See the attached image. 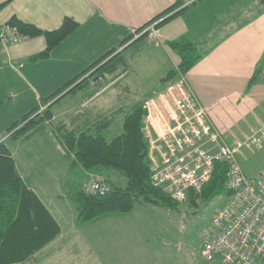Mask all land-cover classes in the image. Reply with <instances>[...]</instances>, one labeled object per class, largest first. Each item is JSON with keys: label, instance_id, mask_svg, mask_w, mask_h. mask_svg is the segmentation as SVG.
I'll return each mask as SVG.
<instances>
[{"label": "crops", "instance_id": "crops-1", "mask_svg": "<svg viewBox=\"0 0 264 264\" xmlns=\"http://www.w3.org/2000/svg\"><path fill=\"white\" fill-rule=\"evenodd\" d=\"M176 1L0 0V27L13 18L42 31L59 29L66 18L79 24V28L56 46L46 59L32 61L46 48L43 35L11 46L5 55H0V138L10 149L24 183L52 218L51 221L45 214H39L38 209L34 215L24 213L22 224L30 219L24 227L26 233L34 220V230L42 224L41 233L52 240L20 264L136 263L135 257L140 254V249H135L137 227L132 223L131 214L77 224L78 212L72 194L90 182L91 175L102 176L116 184H120L121 177L112 169L85 171L73 167L66 156L67 148L59 126L63 123L68 131L97 133L103 126L100 122L110 119V126L104 127L105 135L113 138L117 134L114 130L118 126L120 91L123 89L128 93L132 84L126 80L130 78L134 85L147 78L143 74L145 66L140 63L143 56L136 52L125 58L126 52L133 47L127 49L131 42L122 44L133 30L150 23L172 8ZM243 3L242 8L231 11L229 25L233 27L207 49L202 60L185 75L199 102L212 108V117L218 125L227 126L240 138L264 122V5L260 0ZM184 14L158 27L166 45L181 38L195 42L194 15L184 18ZM147 40L140 45L142 52L156 54L157 51L166 62V48L162 50L161 45L155 43L158 48H154ZM119 54L122 55L121 63L124 62L121 67L116 66L112 68L113 72L106 71L105 74L98 71ZM91 67L92 70L77 81L86 80L83 89L72 92L73 85L52 101L62 100V108L55 111L59 101L53 107L55 117L52 123H44L19 140L9 137V129L18 120L36 108H43V100L80 78ZM138 68L143 75L138 74ZM258 68L260 73L255 76ZM162 76L160 82L164 81ZM165 84L157 85L154 91L145 95L133 93L134 97L145 104L164 92L168 86ZM32 141L36 154L40 155L38 162L34 155L31 158L18 156L22 144ZM49 157L56 161L49 162ZM40 169H44V173ZM16 240L30 243V248L33 242H39L25 234Z\"/></svg>", "mask_w": 264, "mask_h": 264}, {"label": "trees", "instance_id": "trees-1", "mask_svg": "<svg viewBox=\"0 0 264 264\" xmlns=\"http://www.w3.org/2000/svg\"><path fill=\"white\" fill-rule=\"evenodd\" d=\"M200 1L202 0H177L172 8L157 16L142 28L137 29V32L141 33L150 24L168 15L159 25L169 22L190 10ZM8 25L17 27L28 38L40 35L45 37L46 48L32 59L35 62L48 58L56 46L79 28V24L72 18H66L61 27L54 31H42L33 25L23 23L17 18H13ZM148 37V34L145 33L134 40V36L131 34L123 42L122 46L131 42L127 48L130 49L139 44V42H144ZM169 46L179 55L180 63L176 69L167 72V75L163 79L164 82L175 81L180 75L185 76L208 52L199 53L195 42L188 38L172 41L169 43ZM106 57L98 63H101ZM121 58V54L115 56L112 60L101 66L98 71L101 74H105L106 71L109 73L113 72L114 67H121L124 64V62L121 63ZM92 68L88 69L77 80H74L49 98L43 100L42 105H48L43 113H40L39 107L18 120L9 129V137L13 140H19L28 136L30 132L36 130L44 123H52L55 117L53 107L58 101L61 102L62 100L59 98L55 102L52 101L56 100L73 85L72 92L83 89L86 80L79 83L77 81H80L81 78L87 75ZM259 73L260 68L256 70L255 76ZM144 105V103H138L131 109L124 117L123 133L118 137L111 138V140L108 139V136L106 137L104 131V127L110 126V119L100 122L103 126L97 124L101 126V131L97 133L91 131L82 133L68 131L67 126H64L63 123L60 124V133L67 148L66 156L70 159L73 167L78 166L85 171H93L98 168L112 169L122 173L128 179L127 185L123 187L104 178L110 187V193L105 196L89 194L85 192L84 186L78 188L71 196L78 212L76 218L78 225L91 223L107 216L130 214L133 212L138 200L144 204L170 209H177V206L180 204V201L174 200L163 188L155 187L152 183L151 163L149 160L150 147L142 131V121L145 115ZM121 109L119 108L118 112V123ZM228 169V163L216 162L213 175L210 181L204 185L201 194L196 195L190 191L188 193V200L196 205L197 198L210 200L224 192L230 196L227 190ZM37 209L39 210V214H45L52 221L43 204L24 183L17 170L16 162L12 157L10 149L0 138V264H20V262L29 259L42 246L52 240L51 237L46 238L41 233L43 232L41 228L42 224H39L38 228L34 230L36 222L32 219V227L27 233L25 232L24 227L30 222V219H26L24 224H22L24 213L34 215ZM55 228L58 230L57 225H55ZM57 230L56 234L58 233ZM23 234L32 239L37 238L39 242H33V246L30 248V243H22L16 240Z\"/></svg>", "mask_w": 264, "mask_h": 264}, {"label": "built area", "instance_id": "built-area-1", "mask_svg": "<svg viewBox=\"0 0 264 264\" xmlns=\"http://www.w3.org/2000/svg\"><path fill=\"white\" fill-rule=\"evenodd\" d=\"M157 25L154 22L141 33L133 30L134 40L145 33L152 40L159 39ZM28 39L15 26H1L0 55ZM144 111L142 131L150 147L152 183L174 200H187L190 191L200 195L213 175L215 163L229 164L230 199L215 215L217 231L202 249L204 260L264 264V171L255 177L247 176L239 156L245 147L264 150V122L238 138L227 126L218 125L212 108L199 102L181 75L164 92L147 100ZM84 190L100 196L110 193L101 177L86 183Z\"/></svg>", "mask_w": 264, "mask_h": 264}, {"label": "rangeland", "instance_id": "rangeland-1", "mask_svg": "<svg viewBox=\"0 0 264 264\" xmlns=\"http://www.w3.org/2000/svg\"><path fill=\"white\" fill-rule=\"evenodd\" d=\"M246 1L202 0L185 12L184 16H182L184 18L187 15H194V40L199 53H203L212 47L214 43H217L220 37H224L225 33L233 27L229 25L230 17L233 14L231 11L235 10L236 7L242 8L243 2ZM260 3L264 5L263 0H260ZM161 20L156 21L158 23L157 27L160 26L159 24L164 19ZM147 41L154 48H158L155 44H160L162 50L164 47L166 48V62L163 61V55L159 56L156 50V54L147 51L142 52L140 48L142 42H139L136 45L137 47H133L126 52L124 55L125 58L131 57L136 52L143 56L140 63L145 66V72L143 74L147 78L139 83L136 81V85L131 81L132 78L126 80V82L130 81L132 85L129 87L128 93L123 89L120 91L119 108L122 109L119 114V125L114 130V133L117 134L113 137H118L123 133L124 117L131 109L137 103H143V100L138 97L135 98L133 93H138L140 96L143 93L145 95L154 91L157 85L164 82H160V78L163 77L162 75L165 77L167 72L176 69L180 63L179 55L171 49L169 44L166 45L165 40L161 37L157 40H152L148 37ZM136 70H139V73L136 71L138 74L143 75L141 68ZM168 83L166 82L165 86ZM46 107H40V113H43ZM60 108H62L61 102L55 107V111ZM237 137L240 138L239 135ZM111 138L112 136H108L109 140ZM35 147L34 141L22 144L18 156L22 155L31 158L34 155L35 161L38 162L40 155L36 154ZM239 156L241 166L247 176L255 177L264 171V150L257 151L245 147L241 150V155ZM48 160L49 162L52 160L56 161L53 157H49ZM40 171L44 173V169H40ZM73 171L77 172L78 170L74 169ZM118 173L121 177L120 185L123 187L126 186L128 179L122 173ZM94 177L101 176L91 175V180ZM80 180L81 178L79 177L78 183ZM229 199L230 196L226 192L210 200L197 198L196 205L187 199L181 201L177 209L144 204L138 200L133 212L130 213L132 223L137 227L135 233V249H140V254L135 257V264H223L220 258H216L213 262L205 261L201 254L205 243L217 231V226L214 222L217 211L225 206L229 202Z\"/></svg>", "mask_w": 264, "mask_h": 264}, {"label": "water", "instance_id": "water-1", "mask_svg": "<svg viewBox=\"0 0 264 264\" xmlns=\"http://www.w3.org/2000/svg\"><path fill=\"white\" fill-rule=\"evenodd\" d=\"M264 1V0H263Z\"/></svg>", "mask_w": 264, "mask_h": 264}]
</instances>
